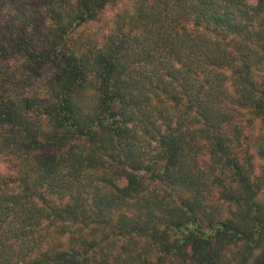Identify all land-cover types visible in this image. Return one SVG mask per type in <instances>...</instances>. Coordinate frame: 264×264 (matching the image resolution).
Returning <instances> with one entry per match:
<instances>
[{
    "label": "trees",
    "instance_id": "16d2710c",
    "mask_svg": "<svg viewBox=\"0 0 264 264\" xmlns=\"http://www.w3.org/2000/svg\"><path fill=\"white\" fill-rule=\"evenodd\" d=\"M263 189L264 0H0V264H259Z\"/></svg>",
    "mask_w": 264,
    "mask_h": 264
},
{
    "label": "rangeland",
    "instance_id": "374dc122",
    "mask_svg": "<svg viewBox=\"0 0 264 264\" xmlns=\"http://www.w3.org/2000/svg\"><path fill=\"white\" fill-rule=\"evenodd\" d=\"M257 163L259 164L260 162L257 161ZM255 169H256V172H257V173H260V170H259L258 165H256V168H255ZM257 175H258V174H257ZM262 194H263V195H261L260 198H261V199H262V198L264 199V189H263ZM259 264H264V262H260Z\"/></svg>",
    "mask_w": 264,
    "mask_h": 264
}]
</instances>
